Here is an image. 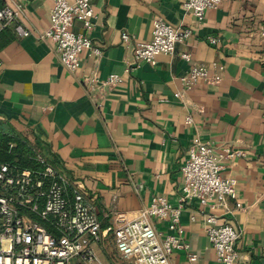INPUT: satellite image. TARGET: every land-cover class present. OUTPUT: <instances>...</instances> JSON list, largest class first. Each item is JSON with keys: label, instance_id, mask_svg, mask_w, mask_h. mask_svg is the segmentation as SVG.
I'll use <instances>...</instances> for the list:
<instances>
[{"label": "crops", "instance_id": "crops-1", "mask_svg": "<svg viewBox=\"0 0 264 264\" xmlns=\"http://www.w3.org/2000/svg\"><path fill=\"white\" fill-rule=\"evenodd\" d=\"M185 1L92 0L95 26L86 29L77 19L74 30L89 36L101 54L85 50L72 71L54 43L40 38L51 21L52 0H0V8L23 4L21 21L30 31L26 37L11 27L0 33V131L33 144L72 185L83 186L103 227L120 212L137 218L155 196L182 203L184 239L197 259L177 250L172 264H223L207 235L205 212L239 232L240 264H264V0H222L202 21ZM157 17L190 27L192 36L155 64H137L135 45L152 39ZM183 52L219 71L221 81L186 89L181 77L191 62ZM95 73L101 80L116 73L123 81L91 92L84 78ZM196 140L245 153L221 162L237 191L227 207L212 211L197 199L183 201L181 168ZM152 222L168 232L166 222Z\"/></svg>", "mask_w": 264, "mask_h": 264}, {"label": "built area", "instance_id": "built-area-1", "mask_svg": "<svg viewBox=\"0 0 264 264\" xmlns=\"http://www.w3.org/2000/svg\"><path fill=\"white\" fill-rule=\"evenodd\" d=\"M51 21L41 34V39L54 43L57 55L65 67L76 71L81 64V53L90 50L97 55L92 39L74 30L77 19L86 29L95 26L96 14L92 0H52ZM222 0H186L185 9L199 21L206 11L218 8ZM23 4L14 3L0 8V33L11 27L19 36H29L30 31L21 21ZM190 27H175L162 17L153 21L152 39L135 45V63L155 64L161 54H172L177 45L192 36ZM264 35V28L262 29ZM124 41L129 35L123 33ZM211 43H217L210 36ZM182 57L191 62L189 71L181 77L186 89L198 81L219 83V71L212 72L203 64L194 62L192 55ZM2 60L0 58V67ZM123 81L113 73L99 79L95 73L84 78L89 91L95 92L116 86ZM181 96L180 92L176 93ZM192 122L191 115L186 118ZM15 147L9 145V152ZM241 150L226 146L218 149L209 142L193 141L188 149V159L181 168L184 200L197 199L202 207L215 210L227 207L228 198H236L233 181L222 174L223 159L243 156ZM32 166H22L15 161L0 162V264H104L97 256L95 245L113 234L117 252L135 264H172L177 250L188 252L190 260L197 255L184 239L181 214L184 205H174L164 196H155L149 207L135 219L117 213L113 225L103 227L96 209L80 184L72 185L69 177L42 153H35ZM241 207L240 202L237 203ZM157 218L167 223L168 232L159 231L152 222ZM195 215L191 219L195 220ZM207 235L217 258L223 264H240L236 243L239 232L230 223H219L213 212L204 213Z\"/></svg>", "mask_w": 264, "mask_h": 264}, {"label": "trees", "instance_id": "trees-1", "mask_svg": "<svg viewBox=\"0 0 264 264\" xmlns=\"http://www.w3.org/2000/svg\"><path fill=\"white\" fill-rule=\"evenodd\" d=\"M15 144L12 152H9V145ZM34 151L24 140L0 131V162L15 161L22 166L34 164Z\"/></svg>", "mask_w": 264, "mask_h": 264}, {"label": "rangeland", "instance_id": "rangeland-1", "mask_svg": "<svg viewBox=\"0 0 264 264\" xmlns=\"http://www.w3.org/2000/svg\"><path fill=\"white\" fill-rule=\"evenodd\" d=\"M32 146L34 147L33 144ZM34 156H35V152H34ZM95 250L98 258L104 264H135L132 260L124 259L117 252L113 234H109L100 244L95 245ZM93 264H99V263L94 262Z\"/></svg>", "mask_w": 264, "mask_h": 264}]
</instances>
